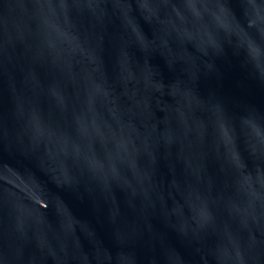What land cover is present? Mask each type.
<instances>
[{
	"label": "water",
	"instance_id": "95a60500",
	"mask_svg": "<svg viewBox=\"0 0 264 264\" xmlns=\"http://www.w3.org/2000/svg\"><path fill=\"white\" fill-rule=\"evenodd\" d=\"M0 264H264V0H0Z\"/></svg>",
	"mask_w": 264,
	"mask_h": 264
}]
</instances>
